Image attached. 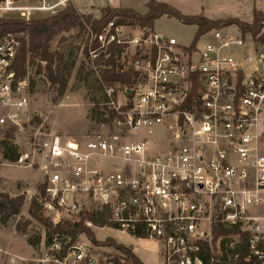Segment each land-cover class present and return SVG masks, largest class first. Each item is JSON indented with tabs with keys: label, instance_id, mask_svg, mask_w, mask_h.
I'll use <instances>...</instances> for the list:
<instances>
[{
	"label": "built area",
	"instance_id": "built-area-1",
	"mask_svg": "<svg viewBox=\"0 0 264 264\" xmlns=\"http://www.w3.org/2000/svg\"><path fill=\"white\" fill-rule=\"evenodd\" d=\"M13 1L0 2V17L20 10ZM80 2L38 0L31 10L71 4L101 18ZM78 33L84 69L104 88V131L82 141L39 132L34 157L15 164L40 171L36 200L53 227L91 214L83 226L95 242L85 233L44 236L33 264H133L95 237L104 229L156 242L159 264H264V43L229 25L183 44L117 18ZM21 39L0 38V127L19 130L28 107L24 77L13 72ZM128 72L130 84L104 80ZM144 128L168 135L158 150L128 142ZM104 213L110 225L99 226ZM215 227L235 233L215 237Z\"/></svg>",
	"mask_w": 264,
	"mask_h": 264
},
{
	"label": "rangeland",
	"instance_id": "rangeland-1",
	"mask_svg": "<svg viewBox=\"0 0 264 264\" xmlns=\"http://www.w3.org/2000/svg\"><path fill=\"white\" fill-rule=\"evenodd\" d=\"M144 1L148 2V0H116L112 6L130 7L136 13L143 15L146 10ZM155 1L165 3L183 15H202L215 20L241 18L249 21L254 9L264 13V0ZM13 3L20 10L2 13V18L22 19L20 13L24 10L21 8L32 9L38 6V0H14ZM51 15L53 14L47 16ZM42 17L44 16L38 12H31L28 19L39 20L43 19ZM152 28L155 32L174 37L183 44L189 43L196 31L194 26L183 25L166 16L156 20ZM21 38L27 39L24 34H21ZM82 39V33L77 34V30L74 29L56 36L49 43L48 51L57 54L53 71L61 82L65 83L64 90H61L60 84L51 85L44 70L45 63L40 62L39 58L32 54L27 55L24 80L28 107L19 121L22 130L15 126L0 127V142L10 134L19 156L27 154L30 160L34 157L30 142L34 137L39 136V132L82 141L92 132L104 131L102 129V110L106 101L104 88L84 69L79 53ZM166 138L168 135L161 128L152 130L144 128L133 135L128 142L135 143L146 139L152 150H158ZM36 170L35 165L27 168L6 162L2 160L0 153V191L11 197L22 195L25 198L20 214L11 218L4 227L0 225V264H33L39 252L40 242L47 233V229L32 220L28 214L32 200L40 195L38 189L42 187L43 182ZM26 222L29 223L25 226ZM94 234L98 240L105 239L106 244L111 240L106 238H113L118 243L132 245L134 253L142 264L159 263L156 255L158 247L150 240H131L110 229L97 230Z\"/></svg>",
	"mask_w": 264,
	"mask_h": 264
},
{
	"label": "trees",
	"instance_id": "trees-1",
	"mask_svg": "<svg viewBox=\"0 0 264 264\" xmlns=\"http://www.w3.org/2000/svg\"><path fill=\"white\" fill-rule=\"evenodd\" d=\"M146 9V13L140 15L132 9H112L106 6L100 8L101 18L96 20L92 19L90 16L80 14L74 6L70 4L58 9L55 14L39 20L25 21L22 19H6L0 17V38L7 33L24 34L27 37L26 40L21 39L20 49L14 61L13 72L16 79L24 77L26 57L32 54L38 57L40 62L45 63L44 70L51 85L60 84L61 90L65 89V83H62L53 71V64L57 54L48 51L49 43L53 38L62 33H68L74 29L81 32L83 25H91L94 29L98 30L107 22L117 18L121 23L135 24L142 28H152L156 20L166 16L177 20L183 25L195 26L194 41L211 29L221 26L237 25L243 34L248 33L253 38H257L258 41L264 43V14L255 9L253 10L251 23L241 22L237 19L209 20L203 16H184L173 7L155 0H149L146 4ZM132 76V73L128 72L122 75L106 76L104 80L108 83L118 81L122 84H130ZM0 153L2 160L9 163H15L19 158L18 149L13 145L10 134L6 135L5 139L0 142ZM38 190L40 194L44 193L43 186L39 187ZM24 202L25 198L22 195L11 197L7 193L0 191V224L3 227L11 218L20 214ZM28 214L32 220L47 229L45 235L46 241H48L53 234L66 235L74 240L79 233H85L92 242H95L93 234L83 226L84 220L92 218L91 214H81V219L78 223L71 224L66 222L53 227V225L43 217L42 209L38 205L36 198L32 200ZM28 223L29 222H26L25 226ZM96 223L99 226L110 225L106 213L102 214ZM234 233L235 231L223 230L217 227L213 229V235L215 237ZM107 244L115 246L124 253L133 264H142L126 247L117 246L111 240H109ZM241 257H243L242 254Z\"/></svg>",
	"mask_w": 264,
	"mask_h": 264
},
{
	"label": "crops",
	"instance_id": "crops-1",
	"mask_svg": "<svg viewBox=\"0 0 264 264\" xmlns=\"http://www.w3.org/2000/svg\"><path fill=\"white\" fill-rule=\"evenodd\" d=\"M149 1V0H148ZM74 2H75V4L76 5H80V0H74ZM87 5H90L91 3H93L94 5H96L97 7L95 8V10L93 11V13H94V15L96 16V17H98V18H100L101 17V12L98 10V9H100V8H102V7H105L106 5H105V3L102 1V0H86V2H85ZM147 4V2H145L144 1V3H143V5H146ZM37 7V6H36ZM36 7H34V8H36ZM111 8H126V9H130V7H122V6H111ZM22 10H24V12H21L20 13V16H23L22 17V19H28L29 17H30V15H31V12H38V14H40V15H43L44 17H47V13H45V12H40V11H37V10H27V9H25V8H21ZM132 10H133V8H131ZM135 10V9H134ZM147 10V9H146ZM146 10H145V12L143 13V14H145L146 13ZM258 11V10H257ZM261 13H263L262 11H260ZM264 14V13H263ZM183 15V14H182ZM184 16H202V15H184ZM252 16H253V12H252ZM252 16H251V20H249V21H245V20H243V19H241V18H232V19H237V20H239V21H241V22H245V23H249V22H251L252 21ZM44 17H42V18H44ZM204 17V16H203ZM206 18V17H205ZM9 19H16V18H9ZM207 19H209V18H207ZM30 20H32V19H30ZM209 20H215V19H209ZM194 28L196 29V27L194 26ZM194 35H195V33H194ZM36 171H38L39 172V178H42V175H41V173H40V171L39 170H36ZM39 180V179H38ZM38 180H37V182H38ZM23 182H25V181H23ZM1 225V224H0ZM2 226V225H1ZM129 238V237H128ZM131 240H140V239H132V238H130ZM147 240V239H146ZM151 241V240H150ZM154 244H156V246L158 247V245H157V243L156 242H154V241H152ZM123 246H125L127 249H129L131 252H132V254L137 258V256H136V254L134 253V249H133V246L132 245H124V244H122ZM158 249H159V247H158ZM156 255H157V259H158V250H157V253H156ZM138 259V258H137ZM139 260V259H138ZM159 261V260H158ZM159 264V263H158Z\"/></svg>",
	"mask_w": 264,
	"mask_h": 264
}]
</instances>
